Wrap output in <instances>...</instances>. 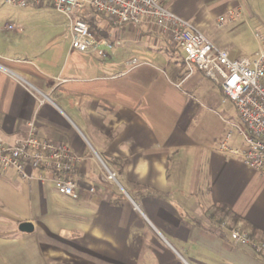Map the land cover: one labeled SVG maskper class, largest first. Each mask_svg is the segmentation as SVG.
Returning <instances> with one entry per match:
<instances>
[{
    "label": "crops",
    "instance_id": "0c3cea01",
    "mask_svg": "<svg viewBox=\"0 0 264 264\" xmlns=\"http://www.w3.org/2000/svg\"><path fill=\"white\" fill-rule=\"evenodd\" d=\"M160 2L229 56L241 55L221 30L245 19L216 26L238 0ZM49 24L0 25V135L23 137L34 117L40 137L80 157L78 197L45 172L44 180H24L0 169V264H264L218 225L264 231V169L221 148L228 132V144L245 146L221 86L189 70L154 26L124 24L109 36L97 25L101 57L72 49L70 36L44 29ZM36 29L43 32L29 33ZM22 221L33 230L19 231Z\"/></svg>",
    "mask_w": 264,
    "mask_h": 264
},
{
    "label": "built area",
    "instance_id": "2783aa9c",
    "mask_svg": "<svg viewBox=\"0 0 264 264\" xmlns=\"http://www.w3.org/2000/svg\"><path fill=\"white\" fill-rule=\"evenodd\" d=\"M41 7L50 4L68 21L70 47L84 54L97 53L105 57L96 31L91 29L89 18L83 14L87 6L112 26L131 24L157 28L183 54V60L191 70L200 69L204 75L223 90L225 98L234 104L238 119L247 132L238 130L245 146L236 148L228 144V132L221 148L238 155L243 163L256 171L264 169V50L241 54L231 58L225 48L215 45L193 23L173 13L160 0H0V5ZM245 11L239 5L229 8L216 18V25L224 27L234 21L245 19ZM7 30L14 25H5ZM260 41L262 35H256ZM133 62H137L134 60ZM25 135L6 142L0 135V169L14 170L22 179L44 180L43 172L64 195L77 198V183L74 179L76 163L80 157L65 143L48 140L37 134L35 118L26 122ZM105 170V179L116 182L115 172L100 161ZM219 227L228 228L234 244H246L252 252L264 256V231L258 234L244 229L238 223L228 227L222 220Z\"/></svg>",
    "mask_w": 264,
    "mask_h": 264
},
{
    "label": "rangeland",
    "instance_id": "374dc122",
    "mask_svg": "<svg viewBox=\"0 0 264 264\" xmlns=\"http://www.w3.org/2000/svg\"><path fill=\"white\" fill-rule=\"evenodd\" d=\"M238 2L241 4L243 10L245 11L246 18L237 26H235V28L229 30L226 34H223L224 30L227 29L230 25L224 28L223 31L221 30L222 37L226 41L232 43V45L234 46V52L236 54H251L254 53L258 48H262L264 50V23L261 21L262 19H264V4H260V2H264V0H238ZM238 6L239 5H237L236 7ZM83 14L86 18L93 17L95 19L96 25L93 24L92 19L91 21L89 20L91 29L94 31L96 29L95 27L97 25H100L99 27H102L105 33L111 36L114 31L118 32L121 29V26L110 25V23L107 22L103 17L96 14L90 8V6L86 7ZM16 19H22L23 21H49L51 24H49V26H45L44 29H51V32H59L61 36L68 37L67 41L69 42L68 21L63 14L54 10V8L50 4H46L41 7L32 5H27L25 7L12 6L8 4L0 5V25L4 22ZM25 31L27 30L25 29ZM41 32H43L41 31V29H36L29 33H31V35L34 33L38 35V33ZM1 33L3 34V36L4 34H6L5 32ZM256 35H262L263 39L259 41ZM169 44L172 48L176 49L170 41ZM230 57L233 58V56ZM166 71L170 75L171 72L169 70V67H167ZM184 87L185 86L183 85V88ZM226 106L228 107L227 111L230 112V104L227 103ZM232 121H234L236 125L242 130H246V126L239 119L233 117Z\"/></svg>",
    "mask_w": 264,
    "mask_h": 264
},
{
    "label": "water",
    "instance_id": "95a60500",
    "mask_svg": "<svg viewBox=\"0 0 264 264\" xmlns=\"http://www.w3.org/2000/svg\"><path fill=\"white\" fill-rule=\"evenodd\" d=\"M17 228L21 232H31L33 230V225L30 221H22L18 224Z\"/></svg>",
    "mask_w": 264,
    "mask_h": 264
},
{
    "label": "trees",
    "instance_id": "16d2710c",
    "mask_svg": "<svg viewBox=\"0 0 264 264\" xmlns=\"http://www.w3.org/2000/svg\"><path fill=\"white\" fill-rule=\"evenodd\" d=\"M235 221H236V220H235V219H233V221H232V224H234V223H235ZM219 222H220V221H219ZM230 227H231V226H230Z\"/></svg>",
    "mask_w": 264,
    "mask_h": 264
}]
</instances>
